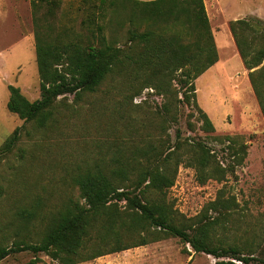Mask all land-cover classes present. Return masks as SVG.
<instances>
[{
	"label": "rangeland",
	"instance_id": "rangeland-1",
	"mask_svg": "<svg viewBox=\"0 0 264 264\" xmlns=\"http://www.w3.org/2000/svg\"><path fill=\"white\" fill-rule=\"evenodd\" d=\"M55 1L59 6L48 23L59 41L77 37L82 41L88 35L86 21L93 17L105 27L108 42L126 49L128 17L140 12L133 1L154 0H118L106 9L104 20L95 8L98 0ZM203 3L218 62L194 81L195 100L212 122L214 133L202 131L197 112L186 104L176 103V122L164 123L162 105L170 98L151 87L136 95L142 82L127 84L121 79L138 76L143 81L149 71L131 68L121 77L118 70L111 73L95 93L59 98L53 119L44 127L24 123L7 111L6 104L9 86L18 88L31 102L40 97L32 10L30 0H0V246L39 242L66 204L83 203L76 177L87 170L121 166L135 145L152 141L164 154L167 145L173 148L186 139L218 150L213 137L231 136L246 145V156L234 172L218 181L210 175L200 178L195 169L180 163L165 197L182 221L207 227L210 247L235 248L241 257L264 259V117L228 29L229 22L251 17L264 23V0ZM255 45L264 46V40L258 38ZM16 129L19 140L11 151H2ZM229 195L237 204L232 213L224 216L209 209L217 197ZM104 236V232H93L92 238L99 243ZM36 257L39 264H59L44 254ZM32 258L30 252H19L0 264H24ZM228 259L197 253L178 238H167L78 264H215Z\"/></svg>",
	"mask_w": 264,
	"mask_h": 264
},
{
	"label": "trees",
	"instance_id": "trees-1",
	"mask_svg": "<svg viewBox=\"0 0 264 264\" xmlns=\"http://www.w3.org/2000/svg\"><path fill=\"white\" fill-rule=\"evenodd\" d=\"M116 1L98 0V5L95 4L102 20L106 9H112ZM30 5L40 97L31 102L18 88L9 86L6 104L9 113L24 123L34 122L44 127L53 119L54 104L59 98L95 93L111 73L118 70L116 73L121 77L131 68L149 71V78L143 81L138 76L121 79L127 84L142 82L136 95L151 87L170 101L174 99L162 105L164 123L176 122V103L186 104L197 112L196 119L202 131L214 133L212 122L195 100L194 81L218 62L203 0L133 1L140 12L138 16L128 17L126 49L108 42L105 27L93 17L86 21L88 35L80 37L82 41L78 37L75 41H59L53 25L48 23L53 10L59 6L57 1L30 0ZM228 29L264 117V46L255 47L258 38L264 40V23L251 17L229 22ZM61 34L67 36L65 30ZM179 94L180 99L177 98ZM18 140L19 129H16L5 140L2 151H11ZM213 141L220 146L218 150L185 139L177 141L173 148L167 145L164 154L148 141L135 145L131 157L120 162L117 168L79 174L75 183L83 203L70 201L66 204L39 242L0 246V262L19 252H30L34 258L24 264H39L40 259L36 257L39 254L59 264H78L167 238H178L197 253L217 259L229 258L215 264H264V259L241 257L235 248L210 247L207 227L197 228L182 221L165 197L166 190L174 184L180 163L195 169L200 178L210 175L218 181L242 164L246 145L238 138L217 136ZM236 208L231 195L217 197L209 204L212 212L224 216ZM93 232H104L105 236L96 243ZM125 241L131 243L124 245Z\"/></svg>",
	"mask_w": 264,
	"mask_h": 264
}]
</instances>
